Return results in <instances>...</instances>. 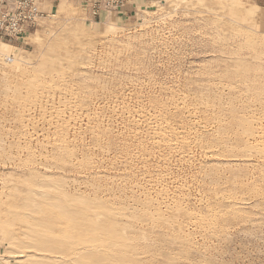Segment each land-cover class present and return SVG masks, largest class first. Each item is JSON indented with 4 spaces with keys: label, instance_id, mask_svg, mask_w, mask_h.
Masks as SVG:
<instances>
[{
    "label": "rangeland",
    "instance_id": "rangeland-1",
    "mask_svg": "<svg viewBox=\"0 0 264 264\" xmlns=\"http://www.w3.org/2000/svg\"><path fill=\"white\" fill-rule=\"evenodd\" d=\"M39 2L0 35V264L58 255L51 204L117 230L70 264H264V0Z\"/></svg>",
    "mask_w": 264,
    "mask_h": 264
},
{
    "label": "bare ground",
    "instance_id": "bare-ground-1",
    "mask_svg": "<svg viewBox=\"0 0 264 264\" xmlns=\"http://www.w3.org/2000/svg\"><path fill=\"white\" fill-rule=\"evenodd\" d=\"M39 7H40V2H39ZM40 11L44 16L45 13L41 10V7H40ZM32 31H33L32 29H29L27 35ZM10 48L11 47L9 45L5 43H1L0 56L10 57L9 56L11 55ZM37 208L39 210L38 213L40 214V216L36 215L37 213H35L34 216L31 217L32 221L30 220L29 222H27V225H31L32 227L33 226L35 227L36 231L34 233L37 239L34 241V244L31 245V247L33 246L35 248H38L37 251L39 252L38 254L39 257L47 258L49 253L58 254V255H51L48 258L49 262H47V264H52L54 262H56L54 264H70L71 261H81L83 259H91L93 255L97 253V248H98L97 244L98 241L101 240V238L104 244H109L111 243L112 239L114 240L116 238L113 237L117 233V230L111 227L110 224L106 225L107 224L106 222L98 223L97 219H95V222L89 221L87 220L88 219L87 217L85 221L81 223L78 222L77 224H75L74 218L78 219L77 216H80L81 214L82 215L86 214V213H82V211L75 212L76 213L75 217L72 218L70 214L71 212L63 210L59 205H55V204L43 205L39 207L37 206ZM101 218H104V216ZM52 231L53 232L55 231V233H57L56 234L57 238H55L56 240L53 242H51V240L48 241V239H46L48 237L45 238V236L50 235ZM88 233H92L91 236H89ZM6 245L10 247L11 244L6 243ZM54 259H56V261ZM92 264H101V261L99 262L98 260H96L93 261Z\"/></svg>",
    "mask_w": 264,
    "mask_h": 264
},
{
    "label": "built area",
    "instance_id": "built-area-1",
    "mask_svg": "<svg viewBox=\"0 0 264 264\" xmlns=\"http://www.w3.org/2000/svg\"><path fill=\"white\" fill-rule=\"evenodd\" d=\"M123 3L124 0H93V15L99 16L102 9L117 8ZM42 16L39 0H0V35L10 41H23Z\"/></svg>",
    "mask_w": 264,
    "mask_h": 264
},
{
    "label": "crops",
    "instance_id": "crops-1",
    "mask_svg": "<svg viewBox=\"0 0 264 264\" xmlns=\"http://www.w3.org/2000/svg\"><path fill=\"white\" fill-rule=\"evenodd\" d=\"M92 1H93V0H86V2L89 3V5H91L90 2H92Z\"/></svg>",
    "mask_w": 264,
    "mask_h": 264
}]
</instances>
